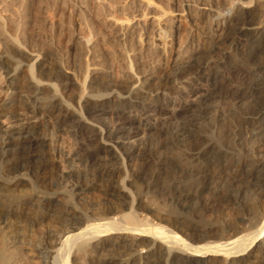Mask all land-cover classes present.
Wrapping results in <instances>:
<instances>
[{
    "label": "bare ground",
    "instance_id": "6f19581e",
    "mask_svg": "<svg viewBox=\"0 0 264 264\" xmlns=\"http://www.w3.org/2000/svg\"><path fill=\"white\" fill-rule=\"evenodd\" d=\"M252 1L227 0L211 16L204 8L196 11L208 26L204 52L210 59L205 64L196 63L198 47L172 45L177 19L163 15L145 24L120 21L117 41L133 44L135 51L142 49V31L147 49L155 48L149 35L169 40L171 70L160 78L152 61L139 72L127 59L114 76L86 41H81L80 55L70 52L78 68L66 69L65 60L52 64L7 39L0 25L5 43L0 70L10 92L0 104V120L14 122L9 129L0 125V264H77L78 257L87 264H264V215L255 228L224 238L226 224L217 218L205 221L193 210L216 217L226 207L242 209L264 201V157L258 154L264 146V0ZM187 17L195 18L192 13ZM238 38L247 41L243 56L250 68H234L224 51L211 60L222 45L236 47ZM25 57L33 64H22ZM192 67L198 77H206L207 86L190 90L171 110L167 95L178 90L181 76ZM86 74L90 82L85 88ZM217 90L226 98L216 105ZM239 104L244 108L237 109ZM28 109L52 118L53 129L74 137L77 150L71 160L80 167L68 164L63 178L72 184L64 192L50 189L58 186L52 159L58 144L42 122L23 119ZM219 118L223 122L215 128H201ZM139 126L145 127L143 135ZM189 135L194 137L185 150L172 148ZM134 155L142 159L137 172L150 171L135 192L124 180H112L118 159L125 170V159ZM100 176L110 179L102 187L108 201L79 210L74 197L95 186ZM40 218L53 224L34 239L32 225ZM228 226L231 232L234 226ZM91 250L99 254L91 255Z\"/></svg>",
    "mask_w": 264,
    "mask_h": 264
},
{
    "label": "rangeland",
    "instance_id": "374dc122",
    "mask_svg": "<svg viewBox=\"0 0 264 264\" xmlns=\"http://www.w3.org/2000/svg\"><path fill=\"white\" fill-rule=\"evenodd\" d=\"M225 1L227 0H0V25H2L4 36L7 39L12 40L34 55H39L42 58L45 57L50 60L52 64L60 60V58L65 60L64 66L67 67L66 69H74L73 67L77 63V57H74V59L72 55H70V52L76 53L77 56L80 55L79 48L81 41H86L93 46V52H91V54L94 52L97 53V55L100 56L102 65L105 64L109 66L108 68L112 75H120L122 60L127 59L130 61L133 70L139 72L152 61L150 66H152L156 77L160 78L165 76L166 73L171 70L172 59L169 51V40L167 38L164 39L158 37L155 34L149 35L151 36V38H149L152 41V47H155L150 50V48L147 49L146 36L142 31L140 36V43L142 45L140 44L139 48L142 49L135 51L133 50L135 49V47L132 46L133 44L130 43L131 46H129L130 44L128 42H125V45L123 44L124 42L121 44V41H117V33L120 28L119 22L127 21L145 24L150 22L153 17L169 15L171 18L177 19L179 24L177 40L172 45L185 44L186 46L190 45L189 48L198 47L200 52L196 55V63L197 65L199 62V64H205V62L210 59L205 56L204 52V48H206L208 41L206 37L208 26L202 19L196 17V11L204 8L205 15H214L215 11L223 7ZM239 1H244L248 5L253 4L252 0ZM130 2H132V4ZM191 13L195 17L194 20L187 17ZM262 15L264 16V12ZM144 45H146L145 48L142 47ZM236 45V47L222 45L220 50H218L211 60L219 59V55H221L220 52L224 51V53L228 55L230 54L232 57L231 60L234 68L239 71L250 68L251 63L249 64L243 56L247 49V41L238 38ZM131 47L133 49H131ZM1 52H5V43L2 38H0V53ZM68 55L70 60L67 59ZM51 59H53V62ZM66 60H69V62ZM87 60L89 63L90 60L88 57ZM21 63L28 66L33 64L30 57L22 58ZM77 68L78 67L75 66V70ZM167 69L169 70L166 71ZM195 69L196 67L188 69L184 73L185 75L181 76L182 82L179 85L178 90L167 95V99L171 104V110L178 109L184 98L190 95V90L195 88L203 90L207 86L206 77H198L197 70ZM2 71L3 70L1 69L0 104L4 100L7 101L10 96L9 90L6 89L7 76ZM222 73L223 72L220 71V74ZM261 79L262 83H264V77ZM89 82V75L86 74L83 79V86L86 88ZM214 95L213 102L216 105L219 101H224L226 98L223 90H217ZM244 106V104H239L236 108L242 109ZM29 110L30 109L23 112V119L42 122L43 125L48 128V137L58 144V153L55 152L56 155L53 154V156H55H52L54 166L55 168H58L55 169L53 173V177H56V179L53 178L55 180L54 182H56L58 186L50 189L59 190L57 192H64L63 190L71 188L72 184L71 181H67L63 178V175L66 174L67 167L69 168V165L72 167H80L79 164L76 162L74 163V159L71 160L72 155L77 150L74 144V137L67 131L53 129L54 121L52 118L43 116V114L40 113L35 114ZM148 118H150L149 121L152 122L155 119V115L151 114ZM215 120H210L207 125H202L201 128L208 130L215 128L216 125L223 122V119L221 118H219L218 121ZM13 123L14 122H11V118L2 117L0 120V125L6 129H9ZM144 129L145 127L139 126L140 135L144 134ZM191 137L194 136H187L185 140L176 143L172 148L177 151L185 150L188 145V138ZM164 150L163 152L165 153L170 152V149ZM258 154L260 157H264V146L259 148ZM119 159L117 164L120 168L112 180H124L125 183H127V186L129 185V188L132 191L134 190V192L135 185L141 184L140 186L143 187L144 184L142 185V183L148 179L150 171H145L141 174L137 172L135 168H137L142 159L135 155L131 160L125 159V164L127 163L126 171L123 170L124 167ZM107 179L108 177H98L94 183L95 186L89 187L83 194H81L82 198L81 196L74 197L79 210H88V205L98 207L108 201L107 197L102 193V187L108 182V180L110 181V179ZM59 186H61V188H58ZM159 190L163 193L162 189H156V193H159L165 198L164 193L162 194ZM208 192L209 190H204L203 195L205 198L208 196ZM61 194H59V196H61ZM118 202L120 203V201H117L115 204L122 205V202L121 204H118ZM193 210L195 211V214L202 216V219L205 221H213L217 218V223L222 226L223 224H226L223 236L224 238H230L233 233L237 231L245 232L249 229L255 228V225L260 223L261 217L264 215V201L258 202L255 205L248 204V207L246 206L242 209L235 208V205L234 207L229 206L221 211L216 217H213L214 215L211 212L200 211L199 213L198 211L196 212L194 208ZM46 220L43 221V218H40V220L35 221L32 225L33 230L31 235L34 239H38L40 236L43 237V235L47 233V229L52 226L51 224H53V222H48L49 220ZM228 225L234 226V229L231 232L227 231L229 229ZM262 237H264V233L262 234ZM258 240L259 239L255 242L258 243ZM97 241L98 240L93 241L92 243H96ZM252 247L253 244L250 249ZM90 253L91 255L99 254L97 251L93 250H91ZM260 253L264 255V245L261 248ZM77 264H87V260L78 257Z\"/></svg>",
    "mask_w": 264,
    "mask_h": 264
}]
</instances>
